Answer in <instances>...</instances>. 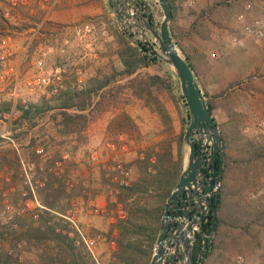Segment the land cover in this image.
<instances>
[{
    "label": "rangeland",
    "instance_id": "obj_1",
    "mask_svg": "<svg viewBox=\"0 0 264 264\" xmlns=\"http://www.w3.org/2000/svg\"><path fill=\"white\" fill-rule=\"evenodd\" d=\"M252 1L255 3L253 17H263L264 12H261L260 6L264 7V0ZM60 2L67 4L65 5L66 8L78 7L85 11L80 20L64 25L87 23L93 27L92 32H85L89 35L87 39L93 48L90 55L86 56L89 59L88 67L83 71V69L70 64V59L74 55L77 57V54H73V48L76 47L78 50L81 47L78 44L77 46L76 44L70 46L68 42L57 43L56 46L55 31L37 28L38 13L29 16L25 10H21L19 14L21 18L18 20V24L14 23L13 18L6 19L3 17L7 23L4 21V26L0 30V39L10 37L9 49L12 53L6 55L0 49V75H4V79H0V108L9 101V91L16 74L20 82L19 90L21 93H25L27 80L43 73L49 66L55 64L64 65L65 88H81L89 79L108 77L119 71L120 68L117 69L118 67L114 66L115 64L112 62L113 59L110 58L116 54V49L119 46V40L114 31L117 26L131 34L129 40L132 43L139 40L142 34V42L149 44L151 50L157 48V42L153 35L149 31H143L140 22L124 23L123 21L126 19L123 17V9L110 4L107 0H61ZM70 2L72 4L69 5ZM128 5L132 7L135 13L139 11L138 6L133 2L128 1ZM5 6V0H0V8ZM174 6L175 16L173 22L170 21L169 27L172 26L176 46L194 66L203 93L204 91H207L209 95L221 93L220 96L214 98V115L218 128L222 125L228 126L231 120L237 121L239 128L237 146L247 140L264 142V36L257 38L252 35L241 34L236 21V15L241 10V3L230 0H174ZM142 10L152 25L158 29L162 11L157 1L145 0ZM53 12H56V8ZM28 31L38 32L32 40H29L30 32ZM102 31H107V34H103ZM235 36L237 39L234 40L233 37ZM47 46H52L53 50L46 52ZM98 46L102 50L101 55ZM60 48H64L65 51L60 52ZM92 54L96 56L94 57ZM40 57L44 58L43 67L36 64ZM160 61L158 64L143 67L138 72L145 75L146 73L172 71L164 61ZM119 65L122 66L120 61ZM173 88L177 96L182 95L175 74H173ZM105 89H109L110 95L107 96L99 109L89 115L82 134H76L79 146L75 147L70 143L63 145L65 140H57L53 136L56 133L54 130L59 117L56 115V108H52L41 114L37 113L28 118H21L24 127L29 131L31 130L30 135L27 130L22 134V139L29 140V144L23 146L22 152L25 157L36 158V160L38 159L34 148L38 146L45 149L46 157L49 160L61 159L62 155L68 154V158L64 160L63 164L65 166L63 176L69 175L79 179L80 184L76 187H66L62 177L54 176L53 179H48L50 181L48 186L46 182L43 187L39 188L38 198L40 202L47 207H56L60 212H64L71 207V201H75L82 228L85 230L83 218L88 219L92 218L90 216H95L106 225L105 232H97L104 235L108 244L113 242L116 247L117 229L113 225L117 220L124 219L126 211L124 203L118 198V194L116 198L122 206V212H118L113 204V195L110 190L115 186L114 172L102 168V163L104 165L105 163L112 164L113 160L117 158L123 160L132 167V183L139 177V161L145 159L139 158L140 153H143L145 157L154 155L156 160V154L161 152L163 146L174 141L179 134H182L183 138L189 119L186 117V107L181 99L178 101L179 108H177L165 91H157L156 94L170 114L171 120L167 123L162 121L156 111L144 105L141 98L132 94L126 78L117 76L110 81ZM57 95L42 96L36 101L37 103L47 102L48 105H55ZM97 98L95 96V99ZM8 109L0 110L6 111ZM122 112L129 116L127 123L119 127L115 122L112 124L113 119L117 120V115ZM180 115L185 117L184 127L180 122ZM84 131L91 132V136H86V138L95 136V141H85ZM119 136H122L127 144L128 149L126 151L109 150L105 147L107 141L117 142ZM174 145L172 142L173 154ZM93 149H98L96 163H93L89 158V153ZM235 150H229V152L231 151L233 155H236ZM3 153L13 154L14 159L6 161L4 166L0 167V212L4 209L6 202L16 210L22 208L26 202L28 209L21 214L15 212L12 221H4L0 216V256L3 258V262L0 264H16V262L21 261L37 263L40 261L42 253H54L59 248L49 239L43 240L32 237L31 230L38 223V219H33L34 203L31 200H25L20 194L22 184L17 177L18 158L6 143L0 145V155ZM186 154L187 147L182 141L183 161ZM206 155L209 156V153L206 152ZM237 155L241 156V151L237 152ZM75 159L84 167H94L97 171V177L91 183L94 185V190L97 191L96 194H101L107 204L105 206L106 212L103 214L92 213L90 211L91 206H88L86 202H81L86 201L88 194L84 195L81 190L87 186L83 184L84 178L81 177L83 171L79 170L77 174L75 173L78 170L75 166L78 162ZM154 163H152L151 169H148L146 160L147 171H153ZM83 166L80 165V167ZM65 169H67L66 172ZM6 174L12 175L16 190L4 196L3 191L6 188L4 176ZM228 180L232 188L239 190L240 202L245 209L255 211V207L259 206L260 210H264V161L256 165L248 164L243 170L239 167L234 171L230 170ZM51 182L55 186L50 185ZM217 185L219 187L220 183L218 182ZM193 203L194 207L190 210L187 209L185 215L192 216L195 214L197 206L195 202ZM202 208H204L203 203ZM42 212L46 213L47 218V212L45 210ZM178 216L179 214L174 217ZM256 217H259V224L251 223L247 230L239 226H223L221 230L222 241L219 243V251L214 264H264V214H258V216L250 214V219ZM113 231L114 233H112ZM196 231H199V226H196ZM187 235L186 233L184 238ZM17 242L22 244L20 249H15ZM171 245L172 243H170ZM11 249L13 252L9 253ZM108 249L106 258L101 260L102 264H119L114 255L115 251L111 252L110 248ZM172 254L173 250L170 247L165 258L166 264H184L181 245L178 247L175 259H172ZM55 264L62 263L56 259ZM140 264H145V262L142 261Z\"/></svg>",
    "mask_w": 264,
    "mask_h": 264
},
{
    "label": "trees",
    "instance_id": "obj_2",
    "mask_svg": "<svg viewBox=\"0 0 264 264\" xmlns=\"http://www.w3.org/2000/svg\"><path fill=\"white\" fill-rule=\"evenodd\" d=\"M167 1L171 8V22H173L175 16L174 0ZM142 3L144 4L145 0H142ZM1 10L0 8V30L4 26V21L6 22ZM169 28L172 37H174L172 26L170 25ZM114 31L119 40V46L116 49V54L122 65L119 71L112 73L108 77L89 79L81 88L66 87L57 95L55 105H48L47 102H33L30 104L29 109L24 111L22 118H28L31 115L41 114L49 109L56 108V115L59 117L57 123L59 126L58 132L63 135H78L86 127L89 115L99 109L104 100L107 99V96L110 95L109 89H105L110 81L117 76H122L127 79L132 94L141 98L144 105L156 111L163 122H170L171 117L167 109L159 101L156 94L157 91H165L177 108H179L178 101L181 99L186 107V117L189 119L183 95L177 96L174 93L173 72L167 70L163 71V73L141 75L138 72L139 69L158 64L161 61L151 50L149 44L139 40L132 43L129 40L131 34L118 26L115 27ZM184 57L197 79L194 66L185 54ZM204 95L207 98L208 109L216 121L214 98L220 96L221 93L209 95L207 91H204ZM95 96L98 98L95 99ZM10 104L11 102L7 101L0 109H8ZM117 118L118 121L113 119L111 123L115 122L118 127L125 125L129 120V116L123 112L117 115ZM180 122L182 127H184L185 117L182 115H180ZM219 129L222 138V155L217 152L214 169L210 173L212 174V183H215L217 175H219L218 182L220 183L217 199L211 203V208L216 212L215 224L212 225L213 213L210 211L198 225L199 231L195 233V240L192 245V256L197 261L202 253L203 235H209L213 230L212 239L206 244V251L203 254L205 259L202 264L215 263L219 251V243L222 241L221 230L223 226H239L247 230L251 223L259 224V217L250 219V214L254 216L264 214V210H260L259 206L255 207V211L245 209L240 202L239 190L232 188L228 180L230 170L234 171L238 167L243 170L248 164L256 165L264 161V142L261 140H247L237 146L239 142L237 121L231 120L228 126L222 125ZM172 142L175 144L174 154L172 152ZM229 150H235L236 155H233ZM239 150L241 151V156L237 155V152H240ZM12 155L8 153L0 155V160H3L0 161V167H3L6 161L13 160ZM206 158L202 173H208L211 169V166L206 167L205 165L208 160L207 155ZM146 160L147 157L139 161V177L129 186L121 187L118 193V198L124 203L126 211L124 219L117 220L115 225H113L117 229L114 255L119 264H140L142 261L148 264L150 260L160 229L166 198L178 181L182 169V134L177 135L174 141L168 142L162 147L161 152L156 154L153 171H147ZM178 213L181 214L182 212L179 210ZM31 235L38 239H49L59 249L54 253H42L40 261L37 263L21 261L16 262V264H55L56 259L61 261L62 264H95L90 254L83 247L78 246L73 239L55 232L53 226L46 225L45 212L39 214L38 223L31 230ZM0 262H3L1 256Z\"/></svg>",
    "mask_w": 264,
    "mask_h": 264
},
{
    "label": "built area",
    "instance_id": "obj_3",
    "mask_svg": "<svg viewBox=\"0 0 264 264\" xmlns=\"http://www.w3.org/2000/svg\"><path fill=\"white\" fill-rule=\"evenodd\" d=\"M61 0H5L6 6L2 8L1 12L4 18H13L14 23L18 24L20 20V11L25 10L29 16L39 14V22L36 24L37 28H42L46 21H48L51 13L57 7ZM235 3H241V10L236 15V21L240 27V32L243 35H252L257 38L264 36V13L263 17L252 15L255 3L252 0H230ZM261 12H264V7L260 6ZM15 13V14H14ZM83 31L90 33L93 31V27L90 24L83 25ZM156 28V27H155ZM33 32L32 40L38 31ZM237 39V37H233ZM9 41L10 37H3L0 39V49L6 55H9ZM52 46H47L46 52H51ZM60 52H64L65 49H59ZM37 66L43 67L44 58L40 57L36 61ZM8 73V71H5ZM0 79H4V75H0ZM13 85L9 91L10 107L6 111L0 110V145L6 143L15 153L18 158V179L21 181L22 189L21 196L25 200H31L34 203L35 210L33 211V219H39V212L46 211L47 218L46 224L51 225L55 232H60L66 235L68 238L74 240L77 245L82 246L94 260L95 264H102L101 260L96 254L97 246L100 240L104 239V235L101 232L88 233L80 224L76 202L71 201V207L64 212H60L56 207H47L43 205L38 198V190L45 184V174H52L56 177H62L63 184L66 187H76L80 184L79 179H75L69 175L63 176V164L64 160L68 158V154L65 153L61 159H54L52 162L41 165L38 160L27 158L23 155V146L29 144V140L22 139V134L26 130L21 123V118L25 110L29 109L31 103L39 100L42 96L50 97L57 95L65 89V69L64 65L55 64L49 66L43 73L35 75L32 79L27 80L25 85L27 91L21 93L19 90V78L16 74L13 78ZM79 87H81L79 85ZM105 147L109 150H117L124 152L128 149L126 142L122 136H119L117 142L107 141ZM37 158L44 159L46 157V151L43 147L38 146L34 148ZM89 158L93 163L98 160V149H93L89 153ZM139 158L144 159L143 153H140ZM155 162V156L149 155L147 157L148 169H151L152 163ZM104 168L108 171L114 172L115 186L110 190L113 195L112 202L118 209V212H122V206L118 202L116 195L119 193V189L124 186H129L131 183L132 167L127 165L123 160L117 158L113 160L112 164L105 163ZM6 188L3 191V195L6 196L16 190V186L13 183L12 175L6 174L4 176ZM81 192L84 195L88 194V188L84 187ZM27 203L22 208L13 209L9 204H5L4 209L0 212V216L4 221H12L14 213L21 214L28 209ZM90 211L94 214H103L106 212L105 205L92 204ZM57 220V221H56ZM22 247L21 242L15 244V249ZM13 249L9 250L12 253Z\"/></svg>",
    "mask_w": 264,
    "mask_h": 264
},
{
    "label": "water",
    "instance_id": "obj_4",
    "mask_svg": "<svg viewBox=\"0 0 264 264\" xmlns=\"http://www.w3.org/2000/svg\"><path fill=\"white\" fill-rule=\"evenodd\" d=\"M107 1L123 9V17L126 19L123 21L124 23L133 24L134 21H138L142 25L143 31H149L153 35L157 42V48H153L152 51L177 76L179 87L189 113V123L182 138L183 143L187 147L186 158L183 161L178 181L166 199L160 229L149 264H166L165 258L170 247L173 250L172 259H175L179 245L183 248L184 264H202L206 244L210 242L213 230L209 235H203L202 253L198 260L195 261L192 256V245L195 240V233L197 232L196 226H198L208 211H212V225L215 224V210L211 208L210 203L217 199L219 189L217 185L219 175H217L214 184L211 181L212 177L207 183H204L205 173H202V168L206 152L209 153V156L205 165L206 167L211 166L210 171L214 169L217 152L222 155L221 132L208 109L206 97L200 88L193 70L176 46L171 35L169 23L172 19V12L168 1L156 0L162 11V18L158 29L143 14L142 0ZM128 1L138 6L139 11L137 13L128 5ZM141 38L142 34L139 41L142 40ZM186 195L188 203H185L183 206L184 212L178 217H174L172 211L178 209L180 201L186 202ZM193 202L197 206L195 214L192 216L185 215V211L188 208L194 207ZM202 203L204 208H202ZM172 222L173 224L171 225ZM186 233L188 235L184 238ZM170 243H172L171 246Z\"/></svg>",
    "mask_w": 264,
    "mask_h": 264
},
{
    "label": "crops",
    "instance_id": "obj_5",
    "mask_svg": "<svg viewBox=\"0 0 264 264\" xmlns=\"http://www.w3.org/2000/svg\"><path fill=\"white\" fill-rule=\"evenodd\" d=\"M70 4H72V3L70 2L69 5ZM65 5H67V4H65L64 2H60L57 5L56 12L51 13L48 21H46L44 23L43 29L56 32V46L58 44H62L65 42H68L70 46H73L75 44L77 46V44H78L81 48H79L78 50L76 47H75V49L73 48V54H77V57L74 55L72 57V59H70V64H73V66H77L79 69H83V71H85L89 65V61H88L89 59L86 56L90 55L91 51L93 50V48H91V43H89L88 39H87V38H89V35L86 34L82 28L83 25L86 23L64 25L65 23L75 22V21L80 20L82 18L81 15L85 11H84V9L78 8V7L66 8ZM28 32H30V31H28ZM102 32L105 35L107 34V31H102ZM32 36H33V32L32 33L30 32L29 40ZM97 48L99 49V53L101 55L102 50L100 49V46H98ZM57 50L58 49L56 48V51ZM11 53H12V51L9 53V55H11ZM92 55L94 57L96 56L95 54H92ZM110 58L113 59L112 62H114V64H115L114 66L118 67L117 69L122 68V66L119 65V61H118L119 59L117 57V54H114ZM8 61H10V60H8ZM58 128H59V126L56 125V129L54 130L56 133L53 136H55L57 140H59V139L65 140L63 145H65L66 143L73 144L75 147L80 145L79 140H78V136L76 134H66V135L60 134L58 132ZM26 130H27L28 134L31 131V130L29 131L28 129H26ZM83 134H84L83 136L85 138V141H89V140L95 141V138H96L95 136L89 137L88 139L86 138V136H91V132L89 133L88 131H84ZM31 136H33V135H31ZM37 159H38V162H40V164L44 165V166L46 164L52 162V160L47 159V157H45L44 159H42V158H40V159L37 158ZM75 161L78 162L75 165L76 168L78 169L75 171V173L77 174L79 170L83 171V174L81 176L84 178L83 184H86V186L88 188V195L86 196V201H81V202L82 203L86 202V204L88 206H91L92 204L105 205L106 206L107 204L105 203L104 197L101 194H96L97 191L94 190V187H93L94 185L91 183L97 177V171L95 170V168L94 167L86 168L83 166V164L79 163V161H77V159H75ZM80 165L83 167H80ZM101 166H102V168H104L103 163ZM64 168H65V166H63V172H64ZM66 170L67 169H65V172H66ZM44 177H45V184L48 181V179L49 180L53 179L52 174H45ZM46 179H47V181H46ZM49 182L50 181H48V183ZM48 183H47V186H48ZM50 185H52V182ZM52 186H55V185L53 184ZM90 217H92V218H88V219L83 218V222L85 223L84 228L88 233H93V232H97V231H101V232L106 231L105 223H103L101 220L95 218V216H90ZM112 233H114V231ZM108 248H110L111 252H114L116 247H115V244L113 242H110L108 244L106 238L104 237V239L99 241L98 246H97V250H96V254L100 260H104L106 258L108 251H109Z\"/></svg>",
    "mask_w": 264,
    "mask_h": 264
},
{
    "label": "flooded vegetation",
    "instance_id": "obj_6",
    "mask_svg": "<svg viewBox=\"0 0 264 264\" xmlns=\"http://www.w3.org/2000/svg\"><path fill=\"white\" fill-rule=\"evenodd\" d=\"M210 173H212V172L209 170L208 173H205V174H204V180H205V183H207V182L210 180V178L212 177V174H210ZM185 200H186V202L180 201V202H179L178 209L172 211V215H173V216L178 215V214H179V213H178L179 210H180L182 213L184 212V210H183V206L185 205V203H188L187 195L185 196ZM210 205H211V203H210ZM190 209H192V208H188V210H190ZM182 213H181V214H182ZM179 215H180V214H179ZM205 216H206V215H205ZM205 216H203V218H204ZM203 218H202V219H203ZM201 221H202V220H201ZM200 223H201V222H200ZM200 223H199V224H200Z\"/></svg>",
    "mask_w": 264,
    "mask_h": 264
}]
</instances>
